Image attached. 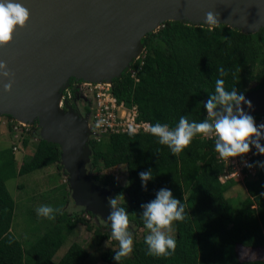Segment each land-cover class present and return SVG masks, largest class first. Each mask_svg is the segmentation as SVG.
<instances>
[{
  "label": "trees",
  "instance_id": "trees-1",
  "mask_svg": "<svg viewBox=\"0 0 264 264\" xmlns=\"http://www.w3.org/2000/svg\"><path fill=\"white\" fill-rule=\"evenodd\" d=\"M141 43L143 64L138 81L123 72L111 84L117 99L126 105L137 104L139 119L150 125L159 122L174 128L181 116L196 122L206 119L204 103L215 93L217 79H224L226 90L237 88L242 94L264 87V27L245 33L223 23L210 29L167 20L146 33ZM220 67L226 76L219 75ZM253 81L256 83L250 87ZM89 145L92 179L107 186L113 198L120 195L121 206L129 214L140 212L129 216L136 228L146 227L141 204L155 199L161 188L170 189L186 208L185 220L174 222L177 247L171 256L149 255L145 237L134 238L133 252L119 264H264L262 259L243 262L236 250V245L256 248L264 244L263 168L256 178L245 181L247 196L235 207L225 193L236 182L219 181L221 166L214 144L199 134L179 155H173L151 133H112L99 141L90 139ZM60 154L59 144L39 138L34 152L17 170L12 148L0 151V264H86L88 254L77 243H72L57 262L53 260L63 241L58 231L44 234L26 249L10 232L14 201L5 181L54 163L61 170ZM120 164L126 167L124 184L109 174H97ZM93 169L96 174L91 173ZM149 169L154 178L145 191L139 173ZM104 237L108 235L104 233ZM112 243L117 248L102 252L101 259L118 264L113 257L119 245L114 239Z\"/></svg>",
  "mask_w": 264,
  "mask_h": 264
},
{
  "label": "water",
  "instance_id": "water-1",
  "mask_svg": "<svg viewBox=\"0 0 264 264\" xmlns=\"http://www.w3.org/2000/svg\"><path fill=\"white\" fill-rule=\"evenodd\" d=\"M20 2L30 9L31 16L26 27L17 29L13 41L0 47V60L6 61L14 74L11 92L4 89L9 78L0 75V113L25 123L38 121L40 138L60 146V163L68 173L73 200L105 222L112 191L88 173L92 150L86 116L70 106L58 107L61 90L69 80L111 83L143 51L144 35L167 20L202 26L206 25L205 14L214 11L220 23L241 32L254 33L264 27V0ZM155 21L159 23L152 28ZM255 94L264 95V87L244 95L250 100ZM243 107L250 115L260 114V124L264 123L263 105Z\"/></svg>",
  "mask_w": 264,
  "mask_h": 264
},
{
  "label": "clouds",
  "instance_id": "clouds-1",
  "mask_svg": "<svg viewBox=\"0 0 264 264\" xmlns=\"http://www.w3.org/2000/svg\"><path fill=\"white\" fill-rule=\"evenodd\" d=\"M30 16V9L20 0H0V47H6L13 41L17 29L26 27ZM203 23L210 29L218 26L220 23L218 13L208 11ZM218 72L221 77L227 75L223 67L218 68ZM0 75L9 78L4 89L11 92L14 74L4 60H0ZM244 104H247L249 108L252 107L251 100H248L237 88L226 90L224 79H217L215 93L210 94L209 99L204 103L207 111L206 119L196 122L181 116L174 128L157 122L147 126L145 131L158 137L159 143L168 146L173 155H179L184 151L198 134L205 138L214 137L215 151L223 159L247 154L252 150V146H255L257 154H264V144L261 143V140H264V123L258 125L255 118L245 111ZM97 126L99 127L100 124ZM136 133L137 129L129 125L128 134L135 135ZM256 165L264 168V162L257 161ZM246 166L251 168L254 165L246 164ZM139 176L142 187L147 191L148 181L154 178L153 171L151 169L141 171ZM119 196L108 198L111 211L105 219L110 222L111 238L119 245L118 250H114L113 257L118 264L122 258L130 256L134 245L129 212L121 206ZM141 208L144 225L150 230V234L145 237V243L148 246L147 254L171 256L177 247L176 239L172 235L173 223L185 220V205L180 199L174 197L170 189L165 187L156 192L155 199L141 204ZM68 211L74 212L76 209L69 207ZM36 212L39 216L53 220L57 214H63L62 209L49 205L39 206Z\"/></svg>",
  "mask_w": 264,
  "mask_h": 264
},
{
  "label": "rangeland",
  "instance_id": "rangeland-1",
  "mask_svg": "<svg viewBox=\"0 0 264 264\" xmlns=\"http://www.w3.org/2000/svg\"><path fill=\"white\" fill-rule=\"evenodd\" d=\"M185 19V18H183ZM161 26V24H160ZM159 26V27H160ZM255 81L250 83V87H253L255 85ZM252 102V106H257L259 104L263 105L264 108V95L263 94H255L250 98ZM9 114L7 113H0V125L4 123L5 129L0 128V140H2V145H9L12 146L13 143L16 140V132L13 130L12 124L15 122V118L13 116L8 117ZM39 124L38 121H35L32 123L31 127L28 130H24L21 133V136L23 137V143L26 141V145L24 146L22 144V148L20 149L21 152L23 150L25 152H28L30 148H34L35 145L37 146V143L39 141ZM107 136V135H105ZM105 136H102V138H105ZM23 149V150H22ZM32 151V149H31ZM26 154V153H25ZM15 155V154H14ZM28 155V154H27ZM30 156V155H29ZM27 156V157H29ZM50 166V165H48ZM41 169H36L30 173H26L22 176H17L16 180L17 182L24 183L28 181V185H25L23 189L20 191L21 200H18V203L15 205V213L17 214V222H19V230H21L25 235L27 240L37 239L44 228H49L56 222H58V214L56 215V218L48 219L42 216H39L36 212V209L41 205H49L53 208L62 209L66 205V199L64 200V194L62 193L63 189L68 186L66 183H59L55 177L50 178L46 180L45 177H40V175H43ZM62 174L64 175V178H68V174L64 172L63 169H61ZM91 173L96 174L97 172L91 170ZM98 175L100 174H109L111 175L115 180H117L120 184H124L127 177L126 167L124 164L118 165L115 167H111L108 169H102ZM68 181V180H67ZM13 182V181H12ZM49 183H53V187H49ZM11 184L9 183V187L11 189ZM235 192L237 196L235 197L237 201L234 203H230L231 205L237 207L240 203V200L246 195L244 190V183L243 182H237L235 186ZM64 205V206H63ZM78 211H75L74 213H78L77 216H83L82 209L77 207ZM67 213L70 212L67 210ZM140 212L136 214H129L130 217H135L139 215ZM88 220L91 222V218H88ZM131 220V231L133 232V238L140 240L146 235L150 234V230L146 227H140L136 228L135 224L133 223V219ZM88 221V222H89ZM64 224H68L66 221ZM100 232H104L108 235V237L105 238L104 242H98V245L103 243L104 246L99 248H92L90 250V254L86 260V264H107L101 259L102 252L111 249V248H117L116 244L112 243L111 238V227L110 223L105 222V225H101L98 229ZM175 234V228L173 223V232L172 235ZM94 236L93 234L90 235L89 238H92ZM95 237V236H94ZM99 240V239H98ZM91 240H88V244ZM66 241L64 245H66ZM96 243V240L93 242ZM88 247V246H87ZM89 248V247H88ZM89 250V249H88ZM237 253L239 256V259L243 262H249L256 258H262L264 259V248H244L242 246H239L237 248Z\"/></svg>",
  "mask_w": 264,
  "mask_h": 264
},
{
  "label": "built area",
  "instance_id": "built-area-1",
  "mask_svg": "<svg viewBox=\"0 0 264 264\" xmlns=\"http://www.w3.org/2000/svg\"><path fill=\"white\" fill-rule=\"evenodd\" d=\"M142 52L133 59L130 66L125 70L135 82L138 81V73L141 70ZM70 106L80 116H86L87 128L90 131L89 138L95 141L101 140L102 136L112 133L128 132V126L132 125L137 129V133H150L145 128L150 125L146 120L139 119L138 106L135 103L126 105L119 101L112 90V84L107 81H87L77 78H71L68 84L61 90L58 100V107L66 109ZM253 116V115H252ZM207 117V112H206ZM254 117V116H253ZM259 125L261 117L256 118ZM12 127L16 132V140L11 146L13 153L22 148L23 137L21 133L28 130L32 124L14 120ZM103 122V123H100ZM100 124L98 127L97 125ZM214 144V137H203ZM216 158L221 166L218 179L221 183L228 180L243 182L257 177L260 167L256 165L257 161L264 162L262 154H257L255 146L252 150L241 156L223 159L215 151ZM246 164H253V167H247ZM264 169V168H263Z\"/></svg>",
  "mask_w": 264,
  "mask_h": 264
},
{
  "label": "crops",
  "instance_id": "crops-1",
  "mask_svg": "<svg viewBox=\"0 0 264 264\" xmlns=\"http://www.w3.org/2000/svg\"><path fill=\"white\" fill-rule=\"evenodd\" d=\"M4 123H2L0 125L1 129H5V126L3 125ZM36 147V145H35ZM34 148H30L28 152H25L23 149V152H21L20 150L17 151L15 154V160H16V168L17 170L19 169L20 164L23 162V160L31 155L34 150ZM5 148H11V146L9 147V145H2V140H0V151L5 149ZM32 149V151H31ZM26 153V154H25ZM28 154V155H27ZM60 163V161H59ZM61 164V163H60ZM90 164V163H89ZM87 165V170H88V166ZM62 165V164H61ZM122 165V164H120ZM118 166V165H117ZM115 167V166H114ZM37 169H41L40 171H42L43 175H40V177H45L46 180L55 177L57 179V181L61 184V183H66L68 184V186H66L62 193L64 194V200L66 199V205L63 208V214H58V222H56L55 224H53L52 226H50L49 228H44L42 229L40 235L38 238L42 237L44 234L50 232V231H58L60 232L62 238V243L60 245V247L58 248V250L55 252V254L53 255V260L55 262H57L62 256L63 254L67 251V249L70 247V245L72 243H77L79 244L81 247H83L86 252H87V258L90 254V250L94 247L99 248V247H103L104 244L101 243L98 245V242H104L105 237H104V232H100L98 229L100 228L101 225H105V221L101 218V216L99 214H95L91 211H88L85 209L84 206L78 205L75 203V201L73 200L72 196H71V189L69 186V182L67 181V179L64 178V175L62 174V171L60 169H58L57 164H51L50 166H44L41 168H37ZM64 172L66 174H68L66 172V170L63 168ZM36 170V169H34ZM34 170H31L29 172L26 173H30ZM26 173L23 174H18L14 177L8 178L5 181L6 187L10 193V195L12 196V199L14 201V211H13V216H12V220H11V224H10V232L11 234L15 237V239L18 241V243L21 245L22 249H26L28 248L31 244H33L37 239H32V240H27L26 239V235L19 230V222H17V214L15 213V205L18 203V200H21V193L20 191L23 189V187L25 185H28V181L24 182V183H20L17 182L16 177L17 176H22ZM89 173V171H88ZM90 174V173H89ZM91 175V174H90ZM92 177V176H91ZM13 181V182H12ZM9 183L11 184V189L9 187ZM97 183V182H96ZM237 182L225 193V198L229 203H234L237 196L236 192H235V186H236ZM49 187H53V183H49ZM244 190L246 195L240 200V203L242 202V200L247 196V191L244 185ZM239 203V205H240ZM238 205V206H239ZM64 206V205H63ZM69 207H72L74 209H76L77 212L78 211L77 207H79L80 209H82V217L81 216H77L78 213H74V212H70L69 214L67 213V210ZM88 218H91V222L88 220ZM67 222L68 224H64V222ZM89 221V222H88ZM93 234L94 236H92V238H89L90 235ZM175 235V234H174ZM173 235V236H174ZM99 239V240H98ZM88 240H91L89 243H91L90 245L88 244ZM96 240V243H93ZM65 241L67 242L66 245H64ZM89 248H88V247ZM241 246V245H236V250L237 248ZM243 247V246H242ZM246 248V247H244ZM256 248H264V244L260 245L259 247ZM89 249V250H88ZM111 249H116V248H111ZM110 250V249H108ZM101 257V256H100ZM86 258V260H87ZM256 259H262V258H256ZM264 260V259H262ZM86 263V261H85ZM102 264V263H101ZM109 264V263H107Z\"/></svg>",
  "mask_w": 264,
  "mask_h": 264
},
{
  "label": "bare ground",
  "instance_id": "bare-ground-1",
  "mask_svg": "<svg viewBox=\"0 0 264 264\" xmlns=\"http://www.w3.org/2000/svg\"><path fill=\"white\" fill-rule=\"evenodd\" d=\"M158 23H159V21H155V22L153 23V25H152V28H155V27H157ZM139 54H140V53H139ZM21 122H24V121H23V120H21Z\"/></svg>",
  "mask_w": 264,
  "mask_h": 264
}]
</instances>
